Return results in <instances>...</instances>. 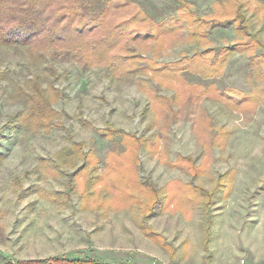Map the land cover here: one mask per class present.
Returning <instances> with one entry per match:
<instances>
[{"label": "rangeland", "instance_id": "obj_1", "mask_svg": "<svg viewBox=\"0 0 264 264\" xmlns=\"http://www.w3.org/2000/svg\"><path fill=\"white\" fill-rule=\"evenodd\" d=\"M126 1L129 13L186 11L162 48L141 42L180 66L177 77L114 75L52 49L0 44V264H264V0ZM35 76L59 88L61 126L7 123L26 109L22 87ZM107 124L150 138L134 169L159 188L154 211L144 209L147 185L114 184L132 165L123 155L115 167L112 139L97 131Z\"/></svg>", "mask_w": 264, "mask_h": 264}, {"label": "trees", "instance_id": "obj_2", "mask_svg": "<svg viewBox=\"0 0 264 264\" xmlns=\"http://www.w3.org/2000/svg\"><path fill=\"white\" fill-rule=\"evenodd\" d=\"M128 3L126 0H0V44L21 43L27 45L30 52L39 54L52 49L68 54L83 68L107 65L114 75L162 73L166 69L168 75L177 77L180 66L174 62H159L156 55H146L141 42L153 40L156 49L162 48L165 42L163 36L180 34L183 19L188 14L183 11L181 15L165 16L155 6L129 13L126 12ZM227 24L222 22V25ZM240 26L247 28L243 21ZM142 59L146 60L145 64L141 62ZM209 71L203 70L204 73ZM3 76L4 72H0V77ZM26 84L27 87H22L26 109L17 116H11L7 123L13 127L24 124L36 129L61 126L60 112L52 105L59 95V88L52 84L44 87L36 76ZM97 131L101 136L112 139L111 155H116V168H120L118 157L121 156L120 160L124 159L123 155L127 156V162L132 165L112 175L114 184H121L125 189L126 182L137 179L134 163L139 160V149L150 138L137 136L134 132L112 124L98 127ZM75 145L80 150L83 143L79 141ZM187 157L191 159L190 156ZM130 168L133 169L132 175H128ZM193 168L196 169L195 164ZM135 181L149 187L151 196L146 200L144 209L154 211L157 203H161L159 188L150 180ZM125 194L130 197V192L126 191ZM142 227L151 236L156 234L150 224L143 222ZM16 264L110 263L93 259L52 257L48 260L19 259Z\"/></svg>", "mask_w": 264, "mask_h": 264}]
</instances>
